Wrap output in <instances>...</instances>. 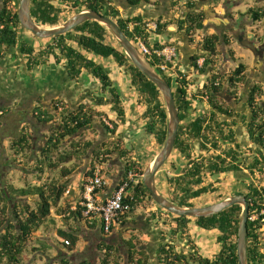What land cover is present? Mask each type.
<instances>
[{
    "label": "trees",
    "instance_id": "16d2710c",
    "mask_svg": "<svg viewBox=\"0 0 264 264\" xmlns=\"http://www.w3.org/2000/svg\"><path fill=\"white\" fill-rule=\"evenodd\" d=\"M208 1L210 5L216 6L223 0ZM11 2L12 0H4L0 9V60L9 49L17 48L29 70L52 62L62 65L73 82H79L83 74H88L100 84L101 94L96 97L95 104L110 105L115 117L110 118L106 112L87 103L70 108L62 101H53L52 111L42 105L34 107L32 117L37 123L46 125L48 133L41 136L44 139H39L40 141L35 143L33 133L26 126L22 127L10 143L11 159L17 161L18 158L25 157V154L34 152L36 165L32 167L33 170L39 175L48 172L56 176L47 178L44 182L30 184L27 188L8 185L9 192L15 194L17 198L26 199L28 196H34L33 200L26 203L15 202L11 212L8 203L10 195L0 192V264H27L25 254L29 245L31 246L29 253L38 250L47 253L49 247L46 243L38 241L39 247H35L32 242L41 227L49 226L48 222L54 220L53 211L61 215L63 222L62 227L56 231L63 241L56 239L57 244L66 252L75 250L80 240L81 226L93 229L97 225L93 213L89 216L83 214L81 195L84 185L94 173L97 171L101 173L97 167L107 163L113 154H118L124 162L122 175L115 189L125 185L121 203L127 208L115 218L111 231L116 226L137 224L135 218L139 215L137 211L141 208L145 211L150 207L144 222L147 224L155 222L156 226H163L162 236L155 250V260L158 264H238L236 240L241 205H232L210 216L191 218L169 213L154 202L142 183L144 171L142 165L132 157V150L124 146L121 137H117L120 125L126 123V109L108 68L96 58L111 59L128 76L129 87L135 91L136 102L142 107L139 118L144 123V131L152 134L156 143L162 145L167 132V112L156 85L128 62L120 46L108 40L109 31L95 20H87L71 31L48 38L51 39V43L45 46L40 44L34 46L28 37H23V33H20L19 29L22 28ZM126 2L131 9H137L139 5L149 4L151 1L126 0ZM198 4L197 0H172L171 7L176 12L174 17L146 19L142 14L125 12L113 0H106V3H102L101 0H30L31 15L41 25L56 26L60 24V17L64 11L72 12L81 7H89L114 19L131 42L135 43L134 38L137 36L147 45L151 52L145 56L173 89L180 118L174 150L186 160L178 174L166 177L169 195L165 196L177 204L189 206L194 205V199L217 191L213 183L204 184L206 176L242 170L240 145L233 129L239 114L228 101L233 95L237 100L235 95L238 92L237 86L245 81L247 75V65L237 57L231 46L229 34H223L222 38L217 33L205 34L200 40L195 41L199 52L191 57L189 72L181 70L180 64H175L156 53L167 46L176 49L171 42L150 41V35L162 36L169 32V27L184 32L189 37V42L193 43L196 32L205 28L207 18L205 10ZM242 15L258 22L264 18V8L249 7ZM150 22L156 24L155 29L148 28L147 24ZM23 31L24 29L21 32ZM219 44L223 46L224 56L235 62L230 72L215 69L220 54ZM200 59H203L201 64L198 63ZM162 64L166 65V70L161 69ZM190 73L206 76L198 89L193 88L195 83ZM248 93L246 106L250 119L245 121L247 118L245 115L244 123L249 137L257 146L249 148L252 160L246 168L254 174L264 172V109L258 102V97L263 93V86L253 82L249 85ZM196 101L205 103L206 111L197 113ZM11 110V107H0L2 112L0 116L9 114ZM94 125H100L114 136L110 146L103 149L102 146L106 144L102 143L93 147L92 140L77 136L82 129L92 128ZM196 141L200 151L198 155L192 153V146ZM87 153L91 154V165L83 175L79 197L75 199L73 206L71 202L74 199L70 197L72 190L69 179L75 169L74 166L69 167L66 164L74 159H81ZM130 171L133 174L131 178ZM246 188V199L250 203L247 219V258L249 264H264L262 236L264 186L259 179L254 178ZM161 214L167 215L168 225L159 222ZM192 221L202 230L217 232L216 243L219 249L212 257L204 256L199 251V245L189 231ZM98 222L103 231L101 221ZM178 238L186 240L188 246L186 252L178 250ZM123 242L126 247L127 263L149 264L150 255L139 249L144 242L138 236L132 233L129 238L123 239ZM98 248L101 252L100 264H121L119 251L113 245L102 242ZM60 263L67 264L68 260L62 259ZM79 264L92 263L84 259Z\"/></svg>",
    "mask_w": 264,
    "mask_h": 264
},
{
    "label": "rangeland",
    "instance_id": "374dc122",
    "mask_svg": "<svg viewBox=\"0 0 264 264\" xmlns=\"http://www.w3.org/2000/svg\"><path fill=\"white\" fill-rule=\"evenodd\" d=\"M104 1V0H103ZM116 3V0H113ZM17 0H12L11 5L14 7V9L17 8ZM105 3V1H104ZM231 4L229 5L228 0L221 1L218 5H210L208 0H199L198 6L202 7L206 14V23L208 24L205 26V28L201 31H197L194 39H197L199 36V40L202 38L203 35L209 34V32L217 33L221 38L223 34H229L230 40H231V46L232 41L233 47L236 49V55L240 60H242L247 65V73L251 74L249 75V83H247L246 87L252 82V79H262L264 81V73L262 75L254 74L253 69L257 65L256 63L260 61L259 57L255 56V53L245 47H243L240 43V29H244V35H250L251 37L254 36L258 40H262L264 38V18L261 21L254 22L251 18L248 17V20H246V17L242 15L245 13L249 7L257 6L264 8V0H231ZM141 6V5H139ZM223 6V7H222ZM229 6L232 7L229 10ZM79 10V9H78ZM77 11V10H76ZM68 12L64 11L60 17V23H62L64 20H66L68 17H70L74 12ZM125 12L129 13L127 9L124 10ZM139 13V9H132L131 13L129 14H137ZM231 13V14H230ZM236 21H235V19ZM225 22L229 23L230 25L226 27L223 25ZM151 23V22H150ZM20 33H23V37H28L30 39V43H32L34 46H38L39 44L42 46H45L47 43H51V39L45 38H37L34 37L31 32L24 31L21 32L22 29H19ZM108 40H110L113 44L118 45L114 37L109 32ZM197 35V36H196ZM239 36V37H237ZM152 40H160L164 41L166 40V36H156L155 34L151 35ZM168 38V37H167ZM151 41V40H150ZM194 47L196 48V44L193 41ZM170 47V46H167ZM219 55L217 58V65L215 67L216 71H223V72H230L234 66L235 62L230 58L224 56L225 51L223 50L222 44H219ZM175 50V53H177V50ZM199 52V51H198ZM174 56L172 57V61ZM257 58V60H255ZM262 59V56H260ZM96 60L103 64L105 67L108 68L109 73L111 74L114 82H117L118 85L120 84L122 87H124L126 90H123L121 92L122 98L124 100V106L126 108V123L125 125H120L119 133H123L126 129L132 130L133 132H137L138 135L134 139H127L129 140L126 143L128 145H125L126 148H129L132 150L133 155H140L141 151L145 150V148L151 147L153 153H158L162 145H159L156 143V140L152 134L146 133L144 131V124L142 120L138 117V113L136 111V107L132 106V103L130 101V97L128 96L129 93L127 92V80L126 78L120 77L121 75H117V71H111L112 67L110 63L113 61L110 59H103V58H96ZM112 61V62H110ZM114 63V62H113ZM179 64V63H178ZM109 65V67H108ZM40 67V66H39ZM35 72V75L39 74L40 71H38V67L33 68L32 70H29L25 64V59L23 56L18 52L17 48H11L6 53L5 57L0 60V79L2 83H13L12 89L20 88L17 90L20 97H24L23 99L14 98L16 101L15 103H19L17 107L11 106L12 110L9 114L3 116V120L7 121V124L2 128H0V192H6L9 196V211L11 212V208L13 207V204L15 202H29L34 199V196H28V198H17L15 194H12L9 192L8 185H12L13 187L20 188V187H28V185L37 184L40 182H44L45 179H50L53 176H56L54 173H48L45 172V174H38L33 170L32 167L36 165V161L34 157L36 154L30 152L25 154V157L18 158L17 161H13L11 159L10 154V143L14 137L18 134L19 130L26 126L30 132L33 133L35 137V143H38L42 138L41 136L48 133V128L46 125H42L40 123H37L35 118L32 117L31 112H21V109H28L30 103L27 101L28 96L33 95L36 91L35 85L32 84V80L30 79L31 76L28 77L27 72ZM194 74V73H190ZM196 74V73H195ZM207 75V74H206ZM84 78L89 77L88 74H83ZM205 75L199 76L196 74V77H193V83H195V86L193 88H199L205 81ZM26 79L27 84L22 83V80ZM119 78V80H118ZM6 81L4 82L3 81ZM95 80V79H94ZM31 81V82H30ZM96 81V80H95ZM18 82V83H17ZM203 82V83H202ZM20 85L18 86V84ZM258 83V82H257ZM174 85V84H173ZM264 85V84H263ZM192 89V88H191ZM264 89V88H263ZM195 90V89H193ZM14 91V90H12ZM192 91V90H191ZM9 93H12L11 91ZM131 95L136 94L135 92H130ZM244 93V90H239L237 94V100L238 104H233L232 101H230V104L235 107L236 112L239 114L236 118V122L233 125V129H235L236 136L238 143L240 145L239 152L241 153L240 162L242 163V170L239 172H228L224 174H220L217 176H206L204 184L207 183H213L214 187H217V191L212 193H207L205 195H202L201 197L194 199L193 203L197 206L202 205H208L211 203H214L215 201L222 199L226 196L236 194V193H244L247 194V184L250 183L254 178H257L260 180L261 185L264 186V172L257 173L254 172L252 174L247 170L246 166L250 161L252 160L251 155L249 154V148H255L257 145L252 141V139L249 137L247 133V128L245 126V121L250 119L248 118L249 111L246 109V107L243 105L244 99L242 98V95ZM12 99V98H11ZM51 111H52V103L49 104ZM68 107V106H67ZM32 108V107H31ZM60 109L61 106H60ZM195 109L197 113H203L206 111L207 106L203 102L196 101L195 103ZM108 107H106V111L108 113V116L111 118L115 117V113L110 111ZM248 114V115H247ZM247 115L245 121L244 116ZM107 121V120H106ZM77 136L83 137L87 140H92L94 143L93 147H97L101 145L102 143L106 144L105 146H102V148H106L107 146H110L112 143V136L110 133L106 132L103 128H101L100 125H94L92 128L86 127L85 129H82ZM40 139V140H39ZM122 139V138H121ZM123 140V139H122ZM125 141V140H124ZM36 149V147L34 148ZM33 149V151H35ZM264 151V148H263ZM199 148H198V141H196L192 146V153L194 155L199 154ZM204 153V152H202ZM88 154V153H87ZM115 154H113L112 157H114ZM91 158V154L84 155L81 159H74L72 162L67 163L66 166L72 167L74 166V172L70 176L69 182L70 187L73 191L77 190L78 185L83 177L81 175L82 171L85 172L86 170H89V159ZM154 158V157H153ZM185 159L179 155L178 152L175 150L172 151L171 155L168 157L166 162L161 166V168L158 170L156 174V186L158 190L163 193L164 195L168 196V182H167V176H173L178 174L181 171V168L185 164ZM115 161H112L111 159L107 161V163L103 164L102 167V173L100 174L104 179H106L107 173L111 171V168H114ZM24 163V164H23ZM101 170V169H100ZM115 172L117 171V167L114 168ZM113 170V171H114ZM104 171H107L104 172ZM98 172V171H97ZM71 199H74V196H70ZM74 202L71 203L74 206ZM149 209V207H148ZM143 209H139V213ZM147 213V212H146ZM53 221H49V226H43L39 230L38 233H36L34 240L32 242V245L35 247H39V242L42 241L46 243V245L49 247L47 253H45L44 250H38L33 253H29V249H31L30 245L28 246V252H26V263L27 264H63L60 263L62 259L68 260L67 264H79L82 260L88 259L91 261L92 264H100V257L101 252L99 250V245L102 242H106L108 244L113 245L116 249H118V255L120 257V263L121 264H129L127 263V257H126V247L124 242L121 241V239H127L130 237L132 233H134L138 238H140L142 241H146L147 243V235L144 234L145 225L142 223V220H138L137 224L130 225L126 224L124 226H116V228L113 232L110 233H104L100 228L98 229H90L86 226H81V230L79 232V243L75 250L72 252H66L63 250L61 246H59L56 242V239L58 241H63L61 237L57 235V228L62 227L63 222L60 214H56L55 211H53ZM147 218V217H146ZM254 218V217H253ZM154 227L156 225L154 224ZM263 247H264V226H263ZM116 231H118L116 233ZM189 231L191 235L194 238V241H196L199 245V251L204 256L212 257L214 253H216L219 249L218 244L216 243V231H206L198 228L195 226L194 221H192L189 225ZM149 241V240H148ZM177 247L178 250L181 252H186L188 249L187 243L185 239L178 238L177 241ZM150 253L153 255L152 259L150 260L149 264H158V262L155 260V251L153 245H150L149 249Z\"/></svg>",
    "mask_w": 264,
    "mask_h": 264
},
{
    "label": "crops",
    "instance_id": "0c3cea01",
    "mask_svg": "<svg viewBox=\"0 0 264 264\" xmlns=\"http://www.w3.org/2000/svg\"><path fill=\"white\" fill-rule=\"evenodd\" d=\"M150 1L151 2L149 4H141V6H138L139 13H137V14H142L146 19H154V18H157L160 16H163L165 19H170L176 15V12H174V10L171 7V1L172 0H150ZM228 1H229V5H230L231 0H228ZM105 3H106V0H105ZM115 4H117V6L119 8H121L122 10H125V9L129 10L128 11L129 13H131V11H132L130 6L127 5L126 0H116ZM81 8H83V7H81ZM230 9L232 12L233 10H232L231 6H229V10ZM245 17H246V20H248V17L247 16H245ZM235 21H236V19H235ZM205 24L206 25L208 24V22L206 23V20H205ZM223 25L228 27L230 24L225 22V24L223 23ZM244 30H245V28L240 29L239 32L245 38L249 39L251 36L248 34L245 36ZM211 33L212 32H209V34H211ZM164 35L166 36V40H164V41H160L157 39L152 40L151 35H150V39L152 42H171L172 44H174V46L177 49V53L175 54V56L173 58L174 59L173 62L175 64L179 63L181 70L186 71V72L191 71L190 59L199 50H197L194 47V44L192 42H189V37H187L184 32L176 31L174 27H169V32H166ZM245 38L243 40H245ZM197 40H199V36L197 39H194V42ZM243 40L242 39L239 40L240 43ZM233 43L234 42L232 41V48L235 49L233 47ZM260 56L261 55H259V56L257 55V57H259L260 61H258L256 63L257 68L255 67L253 69V73L262 75V73H264V63L261 60ZM255 60H257V58ZM110 62H112V61H110ZM110 64L112 67H109V65H108V67L111 68V71H117V75H121L120 77L126 78V80H127L126 85L128 87L127 92L129 93L128 96L130 97V101L132 103V106L136 107V111H137L138 117H139V115L142 111V107H140L136 102V94L131 95V93H130V92H135V91L129 87L128 76H126L124 74V72L122 71V69L119 68L115 63L112 62ZM38 71H40V73L37 75H35V72L33 73L32 71L27 72V75H28V77L31 76L30 79L32 80V84L35 85V89H36L35 92H37L38 95L41 97L40 105H42L44 108H47L49 111H51L49 104L52 103L53 101H62L64 103V105H66L70 108H75L80 103H87L90 106H92L93 108L104 111L106 113H107L106 107L111 109L110 105L97 106L95 104L96 103V97L101 93L99 91L100 90V84L97 81H95L94 79H90L89 77L84 78V76L82 75L79 82H73L69 79V76L65 72V69L62 65H60V64L56 65L55 63H52V62H50L47 65H43V66L38 67ZM192 76L196 77V74L194 73V74H192ZM118 80H119V78H118ZM22 83H23V85L27 84V80L23 78ZM114 83L118 87L122 102L124 104V100L122 98L121 92L123 90H126V89L124 87H122L120 84L118 85L117 82H114ZM19 85H20V83L18 84V86ZM18 89H20V88L17 87L15 89H12L14 91L12 92L13 96H12L11 106L17 107L19 105V103H15L16 98H19L20 100L24 98L23 96L22 97L19 96V94L17 92ZM110 111L112 112V110H110ZM137 135H138L137 132H133L132 130L126 129L123 133L122 132L119 133V135H117V137H121L123 139L122 141H123V144L125 146V145H128L126 143V141L128 142L130 139H134ZM127 139H129V140H127ZM89 154H87V155H89ZM156 154L157 153H153L151 147H148V148H145V150L141 151L140 155L136 156V155L132 154V157L134 159H136L142 165V167L144 169L146 167V165L153 159V157ZM111 160L115 161L113 164H114V168L117 167V171L115 172L114 168H111V171L108 173H107V171H104L108 174L106 176V179H105L107 184L105 185V187H102L101 189L98 190V192H96L97 197L100 200L106 199L111 195V193L115 190V187L118 184V180L120 179V176L122 175V168L124 165L123 160L120 159L118 154L115 155L114 157H112ZM90 165H91V158L89 159V167H90ZM102 165L97 167V170L101 169V173H102V167H101ZM86 172H87V170L85 172L82 171L81 175H84ZM81 181H82V179H81ZM81 181H80V183H81ZM80 183L78 185L77 190H75V191H73L70 187V189L72 190V195L74 196L73 201H75V199L79 197L78 194H79V190H80V188H79ZM149 209H150V207H149ZM149 209L147 208V209H145V211L142 210L140 213H139V211H137V213H139V215L135 218L142 220V223L145 225L144 226L145 230H143L144 234H146L147 238H149V239H147V243H146V241H143L144 245L140 246L139 249L145 250L147 253H149L150 260H151L153 255L149 251L150 245H153L154 251H155L157 246L159 245L160 237L162 236L163 226L160 224L162 227L161 226L154 227L155 222L151 223V224H147L146 222H144L146 220V215H147L146 212L149 211ZM94 219H95L97 225L93 229L100 228V223L98 222V221H100L99 218L95 217ZM159 222L160 223L165 222L168 225L169 220H167V215L161 214V216L159 218ZM116 228H118V227H114L112 232ZM117 232L118 231H116V233ZM121 241L123 242V238L121 239ZM154 253H155L154 256H156V252H154Z\"/></svg>",
    "mask_w": 264,
    "mask_h": 264
},
{
    "label": "water",
    "instance_id": "95a60500",
    "mask_svg": "<svg viewBox=\"0 0 264 264\" xmlns=\"http://www.w3.org/2000/svg\"><path fill=\"white\" fill-rule=\"evenodd\" d=\"M104 1L101 0L102 3H104ZM17 2L16 13L21 28L31 32V34L37 38L45 39L64 34L87 20H95L99 22L111 33L127 56L128 62L139 69L159 89L167 112L166 137L158 153L144 168L142 174L143 185L150 192L152 199L158 206L162 207L169 213L178 216H187L191 218L206 217L219 213L232 205H241L236 240V253L238 264H249L247 258V219L250 203L246 199V194H232L204 206H189L180 205L171 201L158 190L156 186V174L174 150L175 139L180 125L178 108L175 103L172 87L150 63L148 58L127 38L116 21L110 16L102 15L92 8L83 7L74 12L62 23L49 27L41 25L33 19L30 12V0H17ZM244 41L245 43H241V45L256 53L258 47L253 44L250 39L245 38Z\"/></svg>",
    "mask_w": 264,
    "mask_h": 264
},
{
    "label": "built area",
    "instance_id": "2783aa9c",
    "mask_svg": "<svg viewBox=\"0 0 264 264\" xmlns=\"http://www.w3.org/2000/svg\"><path fill=\"white\" fill-rule=\"evenodd\" d=\"M147 26L150 29H155L156 24L151 22ZM134 39L135 43H132L142 54H150V49L139 37L135 36ZM156 53L163 55L167 60H171L176 54L173 47H165L162 51H156ZM202 61L203 59H200L198 63L201 64ZM161 69L166 70V65L162 64ZM132 175V171H130L129 177L131 178ZM106 184V180L98 172L94 173L93 176L87 179L84 185L81 204L84 206V216H89L93 213L101 221L103 232L110 233L111 225L115 221V218L127 207L121 203L125 185L115 189L106 199L100 200L97 197L95 191L101 189ZM64 242L68 243L67 240H64Z\"/></svg>",
    "mask_w": 264,
    "mask_h": 264
},
{
    "label": "flooded vegetation",
    "instance_id": "af4514ba",
    "mask_svg": "<svg viewBox=\"0 0 264 264\" xmlns=\"http://www.w3.org/2000/svg\"><path fill=\"white\" fill-rule=\"evenodd\" d=\"M3 1L4 0H0V9L2 7ZM197 1H199V0H197ZM15 11H16V9H15ZM24 31H26V30L24 29ZM239 35H240V37L239 36H237V37H239L240 40L241 39L243 40L245 38L243 35H241V33ZM249 39L252 41L253 44H255L258 47V49L256 50V53H255V56L257 57V55L258 56L261 55L262 56L261 60L264 63V38L262 40H258L256 37L252 36ZM241 43H245V41L243 40ZM250 74H251V71H250V73H247L245 81L243 83H241V84L239 83L238 86H237L238 92H239L240 89L244 90V93L242 95V98L244 99L243 105L246 107V109L248 111H249V109L246 106V103L248 101V95H249L248 88H249V85L252 82L248 85V87H246V85H247V83H249V79L248 78H249ZM3 81H4V79H3ZM252 81H255L256 83L258 82L264 88V85H263L264 81L262 79H252ZM4 82H6V81H4ZM12 85H13L12 83H8V82L2 83V81L0 79V107H2V106L11 107V103H12V99L11 98H12L13 95H12V93H9V92L10 91L13 92L12 88H11ZM238 92H236L235 95H237ZM40 100H41V97L38 95L37 92H35L33 95L28 96L27 101L30 103L29 108L28 109L27 108L26 109L23 108L20 111L21 112L25 111V112H28V113L32 112V110L34 109L35 106L40 105ZM230 101H232L233 104H238V102H237L236 98L234 97V95L231 97V99L228 102L230 103ZM258 102L261 105V107L264 109V89H263L262 95L258 97ZM1 114H2V112L0 111V115ZM6 124H7V121L3 120V117L0 116V128L1 127L3 128ZM202 206H204V205H202Z\"/></svg>",
    "mask_w": 264,
    "mask_h": 264
}]
</instances>
